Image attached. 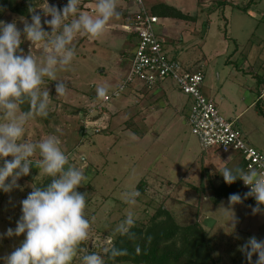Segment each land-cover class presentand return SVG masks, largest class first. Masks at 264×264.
<instances>
[{
	"label": "rangeland",
	"instance_id": "rangeland-1",
	"mask_svg": "<svg viewBox=\"0 0 264 264\" xmlns=\"http://www.w3.org/2000/svg\"><path fill=\"white\" fill-rule=\"evenodd\" d=\"M47 2L58 10L67 4V0H14L26 16L5 11L0 20L15 22L22 30L23 21H30L29 7L43 19ZM97 2L79 0L77 14L95 16ZM162 3L194 20L163 18L162 9L157 8ZM144 4L160 17L156 30L168 56L188 70L204 73L205 88L216 96L220 114L237 120L246 141L264 154V115L256 107L264 94V0H144ZM126 7L124 2L117 4L120 16L108 22L101 37L77 34L72 42L74 60L57 73V79L67 84L66 94L56 96L55 82L45 79L42 87H48L50 94L48 115L34 116L21 138L37 143L48 135L57 136L68 164L88 177L78 191L88 193L85 216L91 224L90 236L73 264H82L83 255L92 252L109 264L106 250L120 235L115 229L127 214L131 212L134 227L141 228L162 211L169 212L179 225L198 224L204 229L214 264H247L239 248L250 237L264 239V214L252 213L256 202L234 205L231 210L238 223L233 231L229 228L228 199L217 194L224 182L218 172L233 167L224 156L207 161L203 150L204 158L198 160L202 148L188 124V97L172 82L151 91L130 85L119 97L113 96L127 77L137 42L125 32ZM22 41L23 54L31 53L38 61L45 55L42 45H32L23 36ZM99 87L112 97L109 102L97 95ZM260 103L264 107V95ZM97 127L102 128L100 134L95 133ZM38 158V154L32 158L29 176L18 181L22 190L0 192V233L15 228L21 216L20 201L31 186L50 183L52 178L36 167ZM195 163L193 173L186 176V167ZM240 163L238 157L232 166L240 167ZM129 192L139 193L134 206L125 202L124 194ZM23 239L22 235L0 241V257L19 247Z\"/></svg>",
	"mask_w": 264,
	"mask_h": 264
},
{
	"label": "clouds",
	"instance_id": "clouds-1",
	"mask_svg": "<svg viewBox=\"0 0 264 264\" xmlns=\"http://www.w3.org/2000/svg\"><path fill=\"white\" fill-rule=\"evenodd\" d=\"M78 2L67 0L66 6L59 10L47 2V10H41L43 19L30 6V21H23L22 30L15 22L0 20V192L22 190L18 181L29 176L32 158L37 154L36 167L52 178L44 187L31 186L32 190L20 201L21 216L15 228L0 233V241L24 236L19 247L6 257H0V264H73L74 258L84 252L81 244L90 236L91 224L85 216L88 193L78 191L88 180L86 174L68 164V156L57 136L48 135L37 143L21 139L26 124L34 116L48 115L50 94L48 87H42L45 79L55 82L56 96L66 94L67 84L57 79V73L74 60L72 42L77 34L99 38L108 22L120 16L116 0H98L95 16L77 14ZM70 16L74 18L66 23ZM22 36L32 45L43 46L42 59L38 61L31 53L23 54ZM96 91L99 97L106 95L104 87ZM25 103L29 106L27 111L21 107ZM218 173L227 185L241 181L249 189L244 198L251 197L256 202L252 213L264 214V172L225 166ZM138 195V192L125 193V202L134 206ZM241 202V195L232 193L228 197L229 208H222L231 213L228 225L232 231L238 219L231 209ZM134 225V215L129 212L115 231L128 235ZM239 251L247 264H264V239L250 237ZM106 252L109 258L126 254L115 247ZM82 264H106V261L92 252L83 255Z\"/></svg>",
	"mask_w": 264,
	"mask_h": 264
},
{
	"label": "built area",
	"instance_id": "built-area-1",
	"mask_svg": "<svg viewBox=\"0 0 264 264\" xmlns=\"http://www.w3.org/2000/svg\"><path fill=\"white\" fill-rule=\"evenodd\" d=\"M122 2L127 4L125 32L137 42L127 77L113 96L119 97L130 85L151 91L172 82L191 101L188 124L203 151L215 149L224 155L235 154L245 170L254 168L264 172V154L246 141L237 120L224 118L216 104L204 95V73L188 70L168 56L162 36L156 30L160 18L145 7L144 0H116V4ZM111 98L105 96L103 102H109ZM101 131L102 128L97 127L95 133ZM240 183L247 193L249 189Z\"/></svg>",
	"mask_w": 264,
	"mask_h": 264
},
{
	"label": "trees",
	"instance_id": "trees-1",
	"mask_svg": "<svg viewBox=\"0 0 264 264\" xmlns=\"http://www.w3.org/2000/svg\"><path fill=\"white\" fill-rule=\"evenodd\" d=\"M157 8L162 9L163 18H173L185 22L194 20V17L184 14L174 7L162 4ZM0 9H2L0 15L2 12L10 11L26 16V11L16 6L14 0H0ZM261 96H259L256 107L264 115V107L260 106ZM21 107L25 111L29 109L25 104ZM239 166L244 169L242 162ZM232 193L241 195L242 202L240 204L248 206L255 204L253 198H244L245 193L238 180L232 185L223 182L217 189V194L221 198L228 199ZM113 247L125 251L126 254L109 258L107 253L109 264H214L204 229L198 224L179 225L166 211H162L149 225L141 228L132 227L128 235H119L110 250Z\"/></svg>",
	"mask_w": 264,
	"mask_h": 264
},
{
	"label": "crops",
	"instance_id": "crops-1",
	"mask_svg": "<svg viewBox=\"0 0 264 264\" xmlns=\"http://www.w3.org/2000/svg\"><path fill=\"white\" fill-rule=\"evenodd\" d=\"M163 5H167V6H170V7H174V6H171V5H168V4H166V3H162ZM162 4H160V5H162ZM175 8V7H174ZM153 9V8H152ZM177 9V8H176ZM177 10H179V9H177ZM179 11H181V10H179ZM182 13H184L183 11H181ZM184 14H186V13H184ZM188 15V14H187ZM190 16V15H189ZM160 18V17H159ZM170 19H172V20H174V21H178V22H182V21H179V20H176V19H173V18H170ZM165 33L166 32H162V34L163 35H165ZM131 65V64H130ZM131 67V66H130ZM164 86V85H163ZM139 88V87H138ZM137 89V88H136ZM135 89V90H136ZM203 93H204V95L208 98V99H210V100H212L215 104H216V96L213 94V91L212 90H207V88H205V85H203ZM264 94H262V96H263ZM214 98V99H213ZM188 102H189V104H191V101H190V99L188 98ZM216 106H217V108H218V110H219V104H216ZM201 148V147H200ZM203 153H205L206 154V156H205V159L207 160V161H213V159L214 158H216V157H218V156H224L225 158H227L230 162H229V166L230 167H233V168H235V166H232V164L238 159V156L237 155H235V154H229V155H224V154H221L219 151H217V150H215V149H212V150H208V151H206V152H203ZM203 153H202V149H201V153H200V156H198V160H201V159H203L204 158V156H203ZM229 156V157H228ZM203 157V158H202ZM230 158V159H229ZM240 161H241V159H240ZM241 164V163H240ZM196 165V163L195 164H193L191 167H186V176H189V175H191L192 173H193V167ZM222 184V183H221ZM221 184L219 185V187L221 186ZM218 187V188H219Z\"/></svg>",
	"mask_w": 264,
	"mask_h": 264
}]
</instances>
